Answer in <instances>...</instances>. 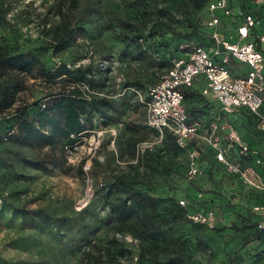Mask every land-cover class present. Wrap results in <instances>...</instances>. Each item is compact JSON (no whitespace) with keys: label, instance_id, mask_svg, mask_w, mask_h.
<instances>
[{"label":"rangeland","instance_id":"rangeland-1","mask_svg":"<svg viewBox=\"0 0 264 264\" xmlns=\"http://www.w3.org/2000/svg\"><path fill=\"white\" fill-rule=\"evenodd\" d=\"M205 3L0 0V43L39 60L31 71L5 70L2 79L20 88L0 113V264H86L85 252L90 264H264V234L245 218L253 194L234 177L205 173L196 187L216 219L190 221L176 206L189 192L187 154L146 122L147 88L165 71L156 53L174 51L202 23ZM58 67L70 75L51 77ZM75 85L93 99L84 106L85 129L73 147L57 133L48 142L52 125L38 109L50 104L47 94ZM188 102L202 105L196 95ZM20 107L44 140L18 133ZM137 191L153 200L162 229L144 248L136 219L119 224L110 211Z\"/></svg>","mask_w":264,"mask_h":264},{"label":"built area","instance_id":"built-area-1","mask_svg":"<svg viewBox=\"0 0 264 264\" xmlns=\"http://www.w3.org/2000/svg\"><path fill=\"white\" fill-rule=\"evenodd\" d=\"M202 25L208 29L204 38L182 39L179 54L148 87L146 122L161 136L169 131L186 152L187 181L202 174L210 156L246 191L258 195L260 201L250 211L264 229V0H209ZM202 81L201 87L194 86ZM188 87L214 103L212 118L189 121L183 94ZM242 110L252 117L248 137L228 118ZM201 196L197 192L196 198ZM177 203L187 206L190 201L182 197ZM187 217L205 225L216 219L211 208L193 210Z\"/></svg>","mask_w":264,"mask_h":264},{"label":"trees","instance_id":"trees-1","mask_svg":"<svg viewBox=\"0 0 264 264\" xmlns=\"http://www.w3.org/2000/svg\"><path fill=\"white\" fill-rule=\"evenodd\" d=\"M66 1L69 2L71 7L76 6V0H62L63 3H65ZM208 2L209 0H206L203 18L206 15V6ZM79 31H83V30L80 29ZM207 32L208 29L205 26H203L201 22L196 26H192L191 34L181 38L178 41L174 51H168L165 55L164 54L160 55L159 53H156L157 55L156 60L166 69L170 64V59L179 54L180 51L178 49V45L182 39L185 38L202 39L204 38ZM54 41L58 43L57 49L59 50L63 47L65 42L62 39L61 33H58V31L55 32ZM38 64H39V60L35 55L22 53V52L11 53L5 45H2V43H0V113L8 109L14 103L15 93L20 88V83H18L17 80L6 83L2 82L5 70H17L19 72L21 71L26 72L35 69ZM70 73L71 72L68 69H64V71L61 72L58 67L51 73V77H58L63 74L65 76H69ZM83 81L84 79L78 78L74 82L76 83ZM183 94H184V103L187 109L189 121L195 119H201L204 117L207 119L212 118L213 115L212 110L214 107V103L212 101H209L204 97H202V95L198 92V90L193 87H188L183 89ZM193 95L198 96L202 101L201 102L202 105H200V107L192 105L190 104V102H188L190 97H192ZM47 97H49L50 104L44 105L42 108L38 109L39 119L45 118L52 125L51 134L47 135V141L52 142L54 134L57 133L62 137L65 145L69 147H73L74 143L80 138L81 132L85 129L84 125L81 122L82 114H85L86 116L87 114H90V111H86L84 106L88 101L90 102L93 99L85 95L84 91L78 85H75L74 87H71L66 91L64 90V91H59L57 93H49L47 94ZM15 112L18 118V123H17L18 133L22 136V138H24V140H26L27 142L28 141L30 142L31 140H35V141H40L42 139L44 140L43 133L38 128H36L33 122L29 121L26 118L25 108L23 107L17 108ZM54 113H57L60 116L62 120L61 125H59L54 120V116H53ZM228 118L245 137L250 136V133H252L251 132L252 117L250 114L242 110L240 111V113L229 115ZM246 126L248 127V129H245ZM153 130L156 133H158L157 130L155 129ZM164 134L166 138L174 142V144L179 150L184 151L177 145L175 137L169 131L165 130L162 135ZM142 139L143 137H141L140 139H135L133 142L140 141ZM250 142L253 141L250 140ZM205 158L206 160L203 162V171L200 176L205 175V173L208 174V172L213 174V176L215 177L217 176V174L219 175V177H221L222 175H228L220 169V167L211 159L210 156ZM186 169H187V165H186ZM198 177L194 181L189 182L186 180L184 173V179L187 184L189 183L188 184L189 192L183 194V197L188 198L190 204H188L187 206H180L177 203L178 199H176V206L181 210V213H183V215L186 218H188L187 214L192 212L193 210H198V209L203 210L205 208H210L209 205H206L207 198L204 197L202 191L199 190L198 187H196L197 184L196 181ZM228 177H232V176L228 175ZM197 192H200L202 194L200 198H196ZM246 194L247 195L253 194L255 200H253L251 204L247 205L248 214L245 215V218L247 221H249V225L254 229V231L264 234V229H259L257 227L256 217L250 211L251 205L255 202L260 201L259 196L249 191H246ZM257 197L258 200H256ZM193 203H196L197 207L193 206ZM154 209H155V205L153 200L149 197L142 195L139 191L126 197L122 202L117 204H112L110 206V211L114 215L116 222H118L119 224H128L130 223L131 220L136 219L137 221L136 233L143 241V245H142L143 248L146 246L144 245V243L146 244L157 243L162 235V229L160 225L155 223V218L153 215ZM89 254H90L89 252H85L83 255L86 264H90V259L87 258Z\"/></svg>","mask_w":264,"mask_h":264},{"label":"crops","instance_id":"crops-1","mask_svg":"<svg viewBox=\"0 0 264 264\" xmlns=\"http://www.w3.org/2000/svg\"><path fill=\"white\" fill-rule=\"evenodd\" d=\"M204 81H202L201 83L200 82H195L194 86H198V87H201L202 84H203Z\"/></svg>","mask_w":264,"mask_h":264}]
</instances>
